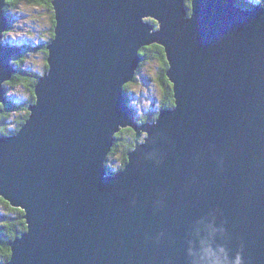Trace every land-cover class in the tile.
<instances>
[{"label": "water", "instance_id": "95a60500", "mask_svg": "<svg viewBox=\"0 0 264 264\" xmlns=\"http://www.w3.org/2000/svg\"><path fill=\"white\" fill-rule=\"evenodd\" d=\"M190 1L51 0L47 70L0 135V197L27 224L3 264H264V6ZM151 44L174 105L139 122L124 85ZM16 51L0 46L1 104Z\"/></svg>", "mask_w": 264, "mask_h": 264}, {"label": "trees", "instance_id": "16d2710c", "mask_svg": "<svg viewBox=\"0 0 264 264\" xmlns=\"http://www.w3.org/2000/svg\"><path fill=\"white\" fill-rule=\"evenodd\" d=\"M24 0H7L6 7L3 8L2 11L6 17H8V10L9 7H15L17 3H20ZM29 3L37 4L40 6H45L52 11L51 0H26ZM187 6H189V0H186ZM259 3L264 5V0H260ZM251 6V4H248ZM248 6V7H249ZM245 7L247 5L245 4ZM54 18L53 12L51 14V27L49 29V36L48 41L45 45L39 46L42 50L41 52L44 54V65L42 67V72H30L26 71L25 65L23 64V58L26 57L30 51L34 48L30 45L27 46L24 44L19 52L12 54L11 62L15 65V69L17 70L11 77V79L4 83L5 89L8 91L9 86L14 89L16 86L23 85L28 91V96L25 100L20 102L14 100H7V103L1 104L0 103V135L4 134H13L17 132L20 127L24 124L25 120L29 115L28 106L32 102L35 101L34 95V86L38 80V77L42 75L47 70V48L46 45L54 36L53 28H54ZM15 46H20L15 44ZM38 47V46H37ZM36 47V48H37ZM38 50V49H37ZM139 54L142 57V61L139 64L138 75L140 72L141 67L149 62L154 61L155 65V77L153 80L157 83L161 93V99L159 104L154 105L152 109L148 112H144V114H137L139 122L145 121H154L158 115V111L163 108L173 107L174 105V95L172 90V84L170 83L169 79L166 76V70L168 69V63L166 59V54L164 52V48L159 44H151L149 46H144L139 50ZM22 63V64H21ZM132 81L135 80L133 83H137V75ZM147 75L144 76L146 78ZM147 80H151L147 77ZM23 81V82H22ZM27 81V82H25ZM132 83H126L124 85V91L126 92V97L128 103L132 106L133 110L137 113L136 105L130 103L131 102V93H129L130 85ZM6 93V92H5ZM130 101V102H129ZM135 142V132L131 128H122L116 134V140L109 152L106 161V166L110 167L111 169L117 171L125 166L128 159V153L133 149ZM118 155L116 159L114 156ZM116 160L115 163H110ZM2 211V212H1ZM24 212L19 207L12 206L8 201L0 197V264H3L7 261L10 257L11 249H10V242L20 234L26 231L27 224L25 219L23 218ZM26 226V227H25ZM3 261V262H2Z\"/></svg>", "mask_w": 264, "mask_h": 264}, {"label": "rangeland", "instance_id": "374dc122", "mask_svg": "<svg viewBox=\"0 0 264 264\" xmlns=\"http://www.w3.org/2000/svg\"><path fill=\"white\" fill-rule=\"evenodd\" d=\"M259 1L260 0H237V5L245 8V4L248 7L250 3L251 6L248 8H251L255 4L258 5ZM186 2L185 0V3ZM188 4L191 5L190 0ZM5 7L6 4L4 9ZM9 9L8 17L4 15L8 20V27L4 35L1 36V42L10 47H15V44L20 45L21 48L24 44L33 47L34 49L30 51L31 53L29 52L30 54H26V57L23 58V64L30 72H42V67L45 62L44 54L41 52L42 50L39 46L45 45L48 41L53 10L51 11L45 6L29 3V1L26 0L17 3L15 7H9ZM140 72L141 73L138 75L136 74L137 83H133L135 80L130 81L132 84L129 90V93H131V102H129L136 105L135 109L137 110V114H144V112H148L152 109L154 105L159 104L161 93L157 83L153 80L155 77L154 61L141 67ZM145 75H147L146 78H144ZM134 77L136 76L134 75ZM147 77L151 80H147ZM9 89L10 90H6L4 94L6 103L8 99L20 102L25 100L28 96V91H26L23 85L16 86L14 89L9 86ZM114 157L117 159L118 155ZM110 163L116 164V160ZM20 209L25 212L23 208Z\"/></svg>", "mask_w": 264, "mask_h": 264}, {"label": "bare ground", "instance_id": "6f19581e", "mask_svg": "<svg viewBox=\"0 0 264 264\" xmlns=\"http://www.w3.org/2000/svg\"><path fill=\"white\" fill-rule=\"evenodd\" d=\"M255 5H257V4H255ZM259 5H261L260 3L257 5V6H259ZM254 6V5H253ZM261 6H264V5H261ZM252 8V7H251ZM7 19V18H6ZM146 20V19H145ZM8 21V20H7ZM6 26L8 27V23L6 24ZM7 29V28H6ZM152 30V29H151ZM150 30V31H151ZM2 38V37H1ZM1 38H0V46H4V44H3V42H1ZM15 47H18V51H16V52H14V53H17V52H19V50L21 49V47L20 46H15ZM48 51V50H47ZM14 53H12V54H14ZM31 53V52H30ZM30 53H28V54H30ZM47 62V61H46ZM26 69V68H25ZM27 72H28V70H26ZM133 78H134V76H133ZM133 78H132V80H133ZM131 80V81H132ZM124 100H125V102H127L126 100H127V97H126V99L124 98ZM24 210V209H23ZM2 212V211H1ZM25 213V212H24ZM26 227V226H25ZM25 232H27V228H26V231ZM24 233V232H23ZM0 242H1V238H0ZM3 262V261H2Z\"/></svg>", "mask_w": 264, "mask_h": 264}, {"label": "clouds", "instance_id": "9594fccd", "mask_svg": "<svg viewBox=\"0 0 264 264\" xmlns=\"http://www.w3.org/2000/svg\"><path fill=\"white\" fill-rule=\"evenodd\" d=\"M234 264H240V258L239 257L236 258Z\"/></svg>", "mask_w": 264, "mask_h": 264}]
</instances>
